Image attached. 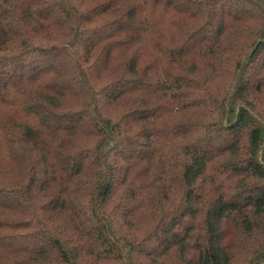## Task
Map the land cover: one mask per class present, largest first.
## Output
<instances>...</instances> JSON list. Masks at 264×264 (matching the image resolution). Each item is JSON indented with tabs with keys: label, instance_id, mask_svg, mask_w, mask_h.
Instances as JSON below:
<instances>
[{
	"label": "trees",
	"instance_id": "trees-1",
	"mask_svg": "<svg viewBox=\"0 0 264 264\" xmlns=\"http://www.w3.org/2000/svg\"><path fill=\"white\" fill-rule=\"evenodd\" d=\"M0 264H264V0H0Z\"/></svg>",
	"mask_w": 264,
	"mask_h": 264
}]
</instances>
